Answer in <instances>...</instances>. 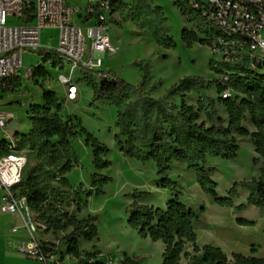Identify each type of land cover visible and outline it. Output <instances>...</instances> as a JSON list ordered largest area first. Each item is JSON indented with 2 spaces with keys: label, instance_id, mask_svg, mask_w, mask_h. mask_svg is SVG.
Returning <instances> with one entry per match:
<instances>
[{
  "label": "rangeland",
  "instance_id": "374dc122",
  "mask_svg": "<svg viewBox=\"0 0 264 264\" xmlns=\"http://www.w3.org/2000/svg\"><path fill=\"white\" fill-rule=\"evenodd\" d=\"M68 1L71 5L78 6L81 13L85 12L88 0ZM115 10L117 19L109 23V32L118 51L116 54H107L104 57L101 69L139 86L153 97L163 96L170 87L186 76L203 77L207 82L214 83L208 94L217 101V113L222 117L223 124L227 125L228 115L225 107L218 101L220 94L214 82L217 72L212 69L211 64V59L219 60L220 56L213 54L207 44L196 42L188 47L184 43L182 31L195 29V25L187 21L176 0H116ZM74 21L81 22L78 14H75ZM10 23L17 24L18 21L12 17ZM55 33V30H44L45 42L53 45L55 43L53 38L48 40L47 37ZM165 34L174 40L175 46L167 47L164 44ZM22 61L25 70L40 63L44 64L49 71L48 75L32 82H21L15 90H0V112H9L13 115L7 131L10 134L14 133L16 139L23 137L15 143L16 148L24 150L29 157L25 177L38 161L45 164L43 178L48 197L45 204L46 213L62 214L68 211L80 220L88 215L97 216V237L91 241L81 238L79 249L89 252L99 250L101 253L98 257L102 260L111 259L113 264H119L118 261L126 252L142 264H162L164 243L161 240L153 241L149 237L141 236L128 222L130 205L134 200L155 207H165L171 198V190L159 185L160 177L157 175L155 161L153 159L142 161L125 154L120 150L115 139V134L119 131L116 125L118 109L129 99L111 96L96 98L93 85L98 82L97 75L81 69L73 75V80L79 87L77 99L67 100L66 87L58 79L61 73H68L67 63H60V60H57V64H52L50 60L44 61L43 52L40 50L25 51ZM146 65L150 67L148 79L142 82L147 72ZM260 72L264 73V70ZM44 90L54 91L62 101L60 115L64 120L80 117L82 124L108 146L109 150L104 157L111 161L109 167L102 170L95 168L92 147L86 144L85 136L77 132L71 137L73 147L71 155L76 162L65 175L70 181V187L61 184L59 170L66 162L65 153L62 150L54 151L52 157L56 162L50 164L49 158L40 148L41 139L30 134L32 123L29 109L32 104L45 103L42 97ZM182 98L197 109L201 105V95L196 91L177 96L174 101L179 103ZM208 111L210 110L206 108L200 110L199 121H204L207 126L218 125L210 118ZM248 126L253 129L251 124ZM2 136L3 133L0 132V140ZM237 138L240 150L236 158L226 159L219 155H208L207 165L214 167L211 175L217 182L216 190L220 196H227L234 183H239L234 196L239 203L245 201L247 196V189L242 187L241 182L259 176L260 165L254 164L253 158L257 156V152L251 138L239 135ZM55 140L56 138H53V141ZM95 172L111 176L112 180L104 186V192L99 195L86 197L82 193L78 208L79 200L75 191L89 189L92 174ZM169 176L180 185L181 200L195 212H203L202 208L206 206V216L224 217L230 214L228 210L230 206L217 204L213 197L202 189L197 181L196 172L188 168L187 164L174 161ZM135 190L146 191L149 194L135 199L132 195ZM244 213L246 212L243 211L242 214ZM33 220L38 227L37 238L58 250L63 264H76L78 259L67 252L68 245L65 240L71 228L66 231L49 229L43 219V213L34 209ZM199 228L197 224V232H200ZM185 251L193 253L190 244L186 245ZM261 251L264 254L263 248ZM230 258L232 259V255ZM187 263L188 259L182 257L181 264Z\"/></svg>",
  "mask_w": 264,
  "mask_h": 264
},
{
  "label": "trees",
  "instance_id": "16d2710c",
  "mask_svg": "<svg viewBox=\"0 0 264 264\" xmlns=\"http://www.w3.org/2000/svg\"><path fill=\"white\" fill-rule=\"evenodd\" d=\"M115 1L114 5H115ZM178 7L187 21L195 25V29H184L182 38L184 43L191 47L194 43L209 44L217 30L198 10L193 9L185 0H176ZM116 11V10H115ZM31 19V17H30ZM163 39L167 47L175 46L174 40L167 34ZM57 59L51 53H43V60ZM149 65H146L145 82L148 79ZM229 79L222 82L219 78L214 81L219 92L218 101L225 107L228 115L227 125L217 113V101L210 97L208 92L213 82H207L203 77L186 76L170 87L161 97H153L144 92L139 86L126 82L107 72H93L98 82L93 85L96 98L107 96L118 99L128 98V102L120 106L117 113L116 125L119 131L115 139L120 150L125 154L136 157L142 161L153 159L156 163L157 175L160 177L159 185L171 190V198L165 207H155L134 200L130 205L128 222L137 229L143 237L153 241L161 240L164 243L162 264H181L182 257L188 259L187 264H264V257L245 256L233 253L232 259L219 246L197 244V233L194 221L198 219L197 212L181 200L182 189L177 181L169 176V170L174 161L187 164L194 170L197 181L202 189L213 197V200L222 206H233L237 182L229 190L227 196H220L216 190L217 182L212 178L214 167L207 165L208 155H219L226 159L238 156L240 150L239 136H248L255 147L258 156L253 158L254 164L260 165V175L241 182L247 189V204L264 207V73L247 67L244 63L226 66ZM224 69H217V74ZM48 69L39 64L35 67L34 78L48 75ZM20 83L17 80L8 81L2 90H15ZM230 88L232 96L224 98L222 92ZM196 91L201 95L200 106L195 108L185 99L177 103L174 98L187 92ZM44 104H32L29 117L32 123L30 134L41 139L40 148L49 158L50 164H55L52 157L54 151L62 150L66 155V162L60 167V182L70 187V181L65 176L74 166L72 157L71 137L77 132L85 136V142L92 147L93 163L97 170L111 165L105 158L108 146L101 142L83 124L80 117H71L64 120L60 115L62 101L51 90L43 91ZM206 108L211 119L217 124L207 126L199 121L200 110ZM251 124L253 129L248 126ZM78 129V130H77ZM22 136V135H21ZM23 137H20L21 140ZM53 138H56L53 141ZM7 150V141L0 140V153ZM44 163L38 161L27 177L26 169L23 182L20 184V194L26 195L30 206L37 212L43 213V219L49 229L71 231L65 236L67 252L78 259L76 264H106L98 257L99 250L82 251L79 249V240H93L98 235V218L88 215L78 219L75 215L64 211L62 214H47L45 204L47 193L45 179L43 178ZM112 180L111 176L98 172L92 174V183L89 189L76 190L75 195L80 208L81 195L86 197L99 195L104 192V186ZM149 194L146 191L135 190L132 195L135 199ZM245 203L237 206L245 207ZM203 209V208H202ZM241 222L250 221L240 219ZM44 244V243H43ZM190 244L193 253L185 251ZM46 250L62 256L53 246L44 244ZM119 264H142L138 259L129 256L126 252Z\"/></svg>",
  "mask_w": 264,
  "mask_h": 264
},
{
  "label": "built area",
  "instance_id": "2783aa9c",
  "mask_svg": "<svg viewBox=\"0 0 264 264\" xmlns=\"http://www.w3.org/2000/svg\"><path fill=\"white\" fill-rule=\"evenodd\" d=\"M185 1L217 30L208 44L212 53L220 56L219 60L211 59L212 69H224L217 78L228 81L226 66L239 63L258 72L264 70V0ZM75 14L79 15L80 23L74 21ZM12 17L17 24L10 23ZM116 19L113 0H88L83 13L68 0H0V90L10 80L35 81L36 66L25 70L22 58L27 50H40L69 65L68 73H61L58 79L66 87L67 100H76L79 87L73 75L81 69L101 75L104 57L118 51L109 32V23ZM49 29L56 31L47 37L53 38V45L45 42L44 30ZM232 93L226 88L222 97H230ZM12 119L11 113L0 112L1 139L7 141V150L0 153V211L17 215L21 220V225L12 227V232L18 233L21 228L26 232V239L14 244L23 255L44 264H63L37 238L33 209L27 196L19 192L29 157L16 148L18 139L7 131ZM106 264L113 262L109 259Z\"/></svg>",
  "mask_w": 264,
  "mask_h": 264
},
{
  "label": "crops",
  "instance_id": "0c3cea01",
  "mask_svg": "<svg viewBox=\"0 0 264 264\" xmlns=\"http://www.w3.org/2000/svg\"><path fill=\"white\" fill-rule=\"evenodd\" d=\"M1 194L0 189V202ZM247 197L248 191L245 201L237 203L234 199V205L228 207L230 214L224 217L206 216L207 207L203 206L204 211L197 212L198 219L194 221L197 244L219 246L229 256L240 253L245 256L264 257L261 251V248L264 251V207L246 204L242 210H238L237 206L245 203ZM243 211L246 213L242 214ZM240 219L250 222H241ZM19 221L21 222L17 215L0 211V264H44L26 257L14 246L17 240L26 239L24 229H20L18 233L12 232L13 224ZM197 224H199L200 232H197Z\"/></svg>",
  "mask_w": 264,
  "mask_h": 264
}]
</instances>
